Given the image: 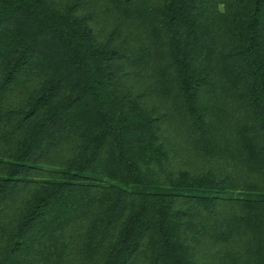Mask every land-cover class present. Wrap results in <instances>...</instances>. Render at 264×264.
Masks as SVG:
<instances>
[{
	"label": "trees",
	"instance_id": "obj_1",
	"mask_svg": "<svg viewBox=\"0 0 264 264\" xmlns=\"http://www.w3.org/2000/svg\"><path fill=\"white\" fill-rule=\"evenodd\" d=\"M0 264H264V0H0Z\"/></svg>",
	"mask_w": 264,
	"mask_h": 264
}]
</instances>
